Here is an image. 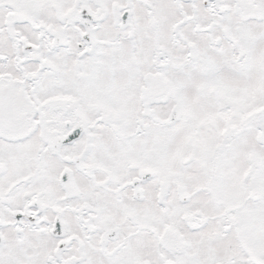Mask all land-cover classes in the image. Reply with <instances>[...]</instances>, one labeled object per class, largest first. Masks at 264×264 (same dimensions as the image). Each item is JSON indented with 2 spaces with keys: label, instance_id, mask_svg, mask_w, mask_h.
<instances>
[{
  "label": "snow or ice",
  "instance_id": "obj_1",
  "mask_svg": "<svg viewBox=\"0 0 264 264\" xmlns=\"http://www.w3.org/2000/svg\"><path fill=\"white\" fill-rule=\"evenodd\" d=\"M0 264H264V0H0Z\"/></svg>",
  "mask_w": 264,
  "mask_h": 264
}]
</instances>
